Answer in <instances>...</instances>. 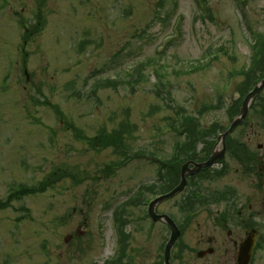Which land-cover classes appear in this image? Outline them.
I'll use <instances>...</instances> for the list:
<instances>
[{
  "label": "rangeland",
  "instance_id": "1",
  "mask_svg": "<svg viewBox=\"0 0 264 264\" xmlns=\"http://www.w3.org/2000/svg\"><path fill=\"white\" fill-rule=\"evenodd\" d=\"M262 32L264 0H0V264H109L121 249L114 220L124 205L128 250L139 253L144 242L162 255L167 229L151 230L147 207L132 199L157 175L152 158L167 162L173 144L185 141L175 135L186 128L183 117L229 127L233 96L243 100L250 86L246 77L231 83L230 74L247 71ZM258 48L262 63L264 41ZM256 103L231 136L247 143L250 134L258 167L264 92ZM117 132L127 158L97 145ZM236 169L206 183L205 194ZM50 178L45 191L9 199ZM177 201L168 203L171 215L186 231L176 263L197 264L208 247L201 239L220 237L218 207L187 215ZM260 239L254 264H264V230Z\"/></svg>",
  "mask_w": 264,
  "mask_h": 264
},
{
  "label": "flooded vegetation",
  "instance_id": "2",
  "mask_svg": "<svg viewBox=\"0 0 264 264\" xmlns=\"http://www.w3.org/2000/svg\"><path fill=\"white\" fill-rule=\"evenodd\" d=\"M249 50L250 63L246 74L238 73L239 75L237 76L234 73L230 74L232 77L231 83L237 78H259L260 73L256 71L264 70V51L260 60L262 63H256V55L261 49L251 48ZM240 99L241 96L235 93L231 103ZM225 131L220 127L180 129L176 131L175 135L183 134L182 138L190 140V143L173 144L170 160L166 164V175L163 177L155 176V179L149 183L150 188L146 192L151 195L150 203L152 200L170 193L179 186L182 181L181 169L186 163H190L189 168L193 169L194 164L205 163L213 156L217 158L211 168L202 169L199 173L192 176L187 175V184L184 190L172 199L162 202L156 208L157 215H168L172 218L171 210H173V205L168 203L173 202L175 199H178L176 208L180 207L181 211L187 213V215L196 214L198 212L197 209H207L209 205L218 207L212 220L216 231H221L220 237L208 238L207 240L201 239L198 244L200 246L207 245L208 247L197 251V259L193 258L198 261L197 264H240L241 249L250 235L252 234L256 237L258 246L261 240V231L264 230V165L257 167V162L263 163V159L258 156L254 157L250 153L248 145L252 140L250 134H247V143H243L245 138L239 142L235 140L236 138H232L229 135L224 145L222 140H220V136ZM193 132L199 133L200 136L198 138L191 137ZM229 158L233 162L227 166ZM255 159H257V162ZM233 165L237 166L235 170L237 176L234 177L236 179L234 181V178L228 180L219 190H213L211 193L205 194V184L222 183L228 178V174L232 173ZM178 166H180L179 169ZM142 206L146 208L148 203L143 202L140 207L142 208ZM145 218L151 222L149 227L153 228L151 230H154L156 225H161L168 231V239L161 247L162 255L158 256L157 249L153 254H149L144 248V242L140 246L139 253H134L132 250H128L132 243L129 239H126L123 241L118 260H112L109 264H165L164 253L169 241L170 230L163 221L153 223L148 214L145 215ZM187 223L189 224V222ZM178 228L182 237L186 231V223L178 225ZM178 244H180V240L172 249L170 264H177L176 262L179 260L178 256L174 255V252L178 249ZM187 252V247L185 245L181 246V260L185 259L184 255ZM251 264H253V261Z\"/></svg>",
  "mask_w": 264,
  "mask_h": 264
},
{
  "label": "water",
  "instance_id": "3",
  "mask_svg": "<svg viewBox=\"0 0 264 264\" xmlns=\"http://www.w3.org/2000/svg\"><path fill=\"white\" fill-rule=\"evenodd\" d=\"M264 90V81L261 82V84L259 86H257L254 91L252 93H250L247 98L245 99L242 107H241V111L239 116L233 121L232 125L230 126V129L223 135L220 137V139L225 140V138L239 125H241L243 123V121L247 118L248 113H249V109L250 106L253 102V100L255 99V97ZM217 160L216 157H212L208 162L204 163V164H196L195 168L193 170L189 171V164H186L183 168H182V172H181V176H182V182L179 185L178 188H176L172 193H170L169 195H166L154 202H152L149 206V215L152 218V220L154 222L160 221V220H164L168 226L171 229V238L170 241L166 247V251H165V259H166V264H169V260H170V253H171V249L173 248V246L175 245L176 241L179 239L180 237V231L178 229V227L176 226V224L168 217V216H157L155 213V209L156 206L165 201L168 200L172 197H174L177 193L181 192L185 185H186V174L188 173L189 175H194L195 173L199 172V170H201L202 168H208L210 166H212V164ZM72 239V236H68L65 239V242L68 243L69 240ZM255 247V239L254 236L251 235L249 240L246 242V244L243 246L242 250H241V255H240V264H249L251 258H252V253Z\"/></svg>",
  "mask_w": 264,
  "mask_h": 264
},
{
  "label": "trees",
  "instance_id": "4",
  "mask_svg": "<svg viewBox=\"0 0 264 264\" xmlns=\"http://www.w3.org/2000/svg\"><path fill=\"white\" fill-rule=\"evenodd\" d=\"M259 38V43H258V46H261V43L264 41L262 39L261 36L258 37ZM28 41V38H26L25 42ZM240 106L239 103H235L233 105L232 108H230V117H234L237 113H238V107ZM211 108V107H209ZM214 108V106H213ZM264 111V109H263ZM182 122H184V125L186 128H192V129H197V128H200V122L196 119V118H192V117H183L182 118ZM263 123H264V120H263ZM102 139L101 141H97V145H99L100 147H111V148H115V151L124 156L125 158H127V155L126 153L124 152H128L130 149L126 148L125 147V134L124 133H120V132H117V133H113L111 136H107L106 134H102ZM107 137V138H106ZM54 177V175H53ZM52 178L46 180L44 182V186L42 187H39V188H36V189H30V190H21L19 192H16L12 195H10L9 199L10 200H15V199H18L20 198L21 196L23 195H28V194H33V193H37V192H41V191H45V189L47 187H49L50 185L53 184V182L51 181Z\"/></svg>",
  "mask_w": 264,
  "mask_h": 264
}]
</instances>
